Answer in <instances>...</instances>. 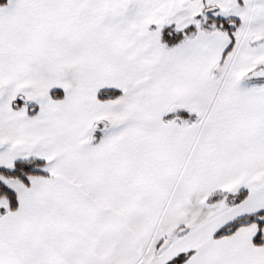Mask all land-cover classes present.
<instances>
[{
    "label": "snow or ice",
    "instance_id": "snow-or-ice-1",
    "mask_svg": "<svg viewBox=\"0 0 264 264\" xmlns=\"http://www.w3.org/2000/svg\"><path fill=\"white\" fill-rule=\"evenodd\" d=\"M0 264H264V0H0Z\"/></svg>",
    "mask_w": 264,
    "mask_h": 264
}]
</instances>
